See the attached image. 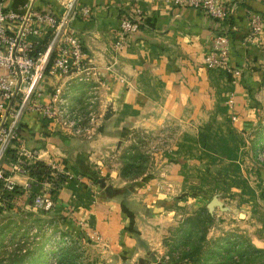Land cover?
I'll return each mask as SVG.
<instances>
[{
  "label": "crops",
  "instance_id": "0c3cea01",
  "mask_svg": "<svg viewBox=\"0 0 264 264\" xmlns=\"http://www.w3.org/2000/svg\"><path fill=\"white\" fill-rule=\"evenodd\" d=\"M25 1L9 3L18 6ZM60 1L36 0V3L59 10ZM78 1L90 9L85 20L72 21L88 59L81 73L67 75L91 82L102 117H98L95 122L98 124L90 130L98 131L76 132L58 116L46 119L34 113L24 114L17 125V138L4 157L5 167H12L15 156L25 151L29 162L40 160L71 168L80 178L77 181L85 185L69 181L58 188L56 197L64 205L63 214L98 221L95 227L105 223L113 240L142 242L141 226L147 230L152 218L163 217L164 200L152 185L127 184L119 174L112 146L126 145L137 131L170 128L174 130L166 141L170 146V193L199 188L200 180L188 182L182 178L189 167L187 162L192 160L190 157L197 156L200 160L199 142L190 132L195 125L192 114L216 111V107L225 109L224 99L229 91L234 100L232 106L226 105L230 112H244L248 93L257 100L264 99V0H219L230 9L229 19L224 20L163 0ZM132 5L142 12L138 29L127 36L124 48L114 52L112 31L118 16ZM246 8L263 17L262 30L255 42L245 39ZM223 30L231 35L229 62L239 70L236 77L203 62L210 35ZM52 76L47 74L42 84L44 99L51 96L54 87L60 88L61 83L56 84ZM55 97L58 101V93ZM100 161L103 165L98 164ZM97 169L105 171L107 183L97 187L86 184L87 177L96 174ZM10 171L13 174L8 178L18 185L31 178L12 168ZM171 199L170 196V204L174 205ZM122 226L124 235L118 233Z\"/></svg>",
  "mask_w": 264,
  "mask_h": 264
},
{
  "label": "rangeland",
  "instance_id": "374dc122",
  "mask_svg": "<svg viewBox=\"0 0 264 264\" xmlns=\"http://www.w3.org/2000/svg\"><path fill=\"white\" fill-rule=\"evenodd\" d=\"M54 79L61 83L51 90L56 89L59 96L58 117L76 132H97L90 128L102 115L91 82L67 74H55ZM246 102L243 113L230 112L225 105V109L192 114L195 125L190 132L199 142L200 160L191 156L182 178L201 182L189 192L170 193L166 141L174 130L137 131L126 145L112 146L119 174L127 184L152 185L164 200L163 217L152 218L147 230L141 226L142 242L113 240L105 223L95 227L98 221L63 214L64 205L56 197L58 188L69 181H83L31 176L30 188L23 191L8 178L12 167H5L3 159L2 177L11 180L13 187L8 188L0 178V264H209L227 259L244 244L264 251V99L248 93ZM105 177V171L97 169L86 184L97 187L107 183ZM40 190L50 194L51 207L33 205L32 196ZM210 198L214 201L208 205ZM123 228L118 230L120 235H124ZM222 238L226 242L216 248ZM197 246L200 249L194 250ZM191 250L194 255L190 257L196 260H179Z\"/></svg>",
  "mask_w": 264,
  "mask_h": 264
},
{
  "label": "built area",
  "instance_id": "2783aa9c",
  "mask_svg": "<svg viewBox=\"0 0 264 264\" xmlns=\"http://www.w3.org/2000/svg\"><path fill=\"white\" fill-rule=\"evenodd\" d=\"M10 0H0V178L8 188L13 182L2 177L1 163L8 148L17 138V125L22 115L34 113L46 119L58 116L56 89L48 99L43 98L42 84L47 74L81 73L88 59L80 38L72 27L75 19L85 20L90 9L78 0H61L59 10L36 0H26L18 6H12ZM179 7L199 9L216 20L227 19L229 7L219 0H163ZM142 12L132 5L129 11L121 13L116 27L112 31L111 47L114 52L124 48L126 38L138 29ZM247 23L245 39L255 42L262 30L263 17L252 9H244ZM229 34L227 30L213 32L203 56L208 67H218L236 77L239 70L229 62ZM224 103L232 106L233 93L229 91ZM234 116H232L233 118ZM29 154L22 151L15 156L12 169L28 174L29 165L23 157ZM49 174L61 173L64 181L80 179L70 170L55 164H47ZM18 185V184H17ZM19 188H30L29 180L19 184ZM37 208L47 209L52 205L50 194L40 191L32 196Z\"/></svg>",
  "mask_w": 264,
  "mask_h": 264
},
{
  "label": "trees",
  "instance_id": "16d2710c",
  "mask_svg": "<svg viewBox=\"0 0 264 264\" xmlns=\"http://www.w3.org/2000/svg\"><path fill=\"white\" fill-rule=\"evenodd\" d=\"M227 19H229V16ZM229 37H231V35H229ZM26 166L28 168V174L30 176H34L37 178L46 176V178H50L53 180V178L49 174V170H50L49 167L47 166V164L43 163L42 161L33 160L29 163V165H26ZM54 180L63 181L64 178L61 175V177L59 178L57 177L56 179L54 178ZM223 242L225 243L226 240H223V238L220 239V243L216 244V248H220L221 246H223L222 244ZM196 249L199 250L200 246H197L194 248V250ZM225 252H228V251H225ZM192 255H194V252H192L191 250L190 252H188L186 256H182L179 260L184 259L185 261L186 259H189V257ZM191 259H192L191 261L196 260V258L194 259L191 258ZM209 264H264V251L244 244L239 249H237L233 254L229 255L227 259H223L222 261H218V262H211Z\"/></svg>",
  "mask_w": 264,
  "mask_h": 264
},
{
  "label": "water",
  "instance_id": "95a60500",
  "mask_svg": "<svg viewBox=\"0 0 264 264\" xmlns=\"http://www.w3.org/2000/svg\"><path fill=\"white\" fill-rule=\"evenodd\" d=\"M214 201V198H210V200L208 201V205H211Z\"/></svg>",
  "mask_w": 264,
  "mask_h": 264
}]
</instances>
